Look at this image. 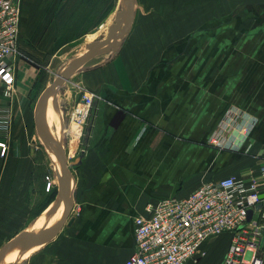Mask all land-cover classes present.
<instances>
[{
  "label": "crops",
  "instance_id": "1",
  "mask_svg": "<svg viewBox=\"0 0 264 264\" xmlns=\"http://www.w3.org/2000/svg\"><path fill=\"white\" fill-rule=\"evenodd\" d=\"M62 1L21 0L19 46L54 44ZM89 3L77 0L75 12L72 5L64 12L80 19L82 36L107 8ZM106 12L104 20L115 4ZM99 55L106 56L68 88L53 89L43 105L44 121L77 162L70 167L74 206L50 233L70 205L58 176L56 197H48L47 173L58 155L37 139L36 106L51 82L33 90V67H17L9 149L2 155L0 148V264H16L22 249V264H123L135 250L134 218L148 216L149 203L185 197L206 180L248 177L264 164V0H138L118 49ZM82 90L100 97L88 124L73 133L70 112ZM0 101L7 102L1 94ZM234 111L238 118L225 127ZM64 200L69 205L55 222L42 220ZM24 232L41 235L28 246L19 241L6 257ZM231 240L229 232L208 238L197 264H220Z\"/></svg>",
  "mask_w": 264,
  "mask_h": 264
},
{
  "label": "built area",
  "instance_id": "2",
  "mask_svg": "<svg viewBox=\"0 0 264 264\" xmlns=\"http://www.w3.org/2000/svg\"><path fill=\"white\" fill-rule=\"evenodd\" d=\"M21 13V0H0V94L7 100L0 104L2 155L8 152L14 120ZM81 92L70 118L84 128L100 96ZM238 116L234 111L225 127ZM47 185L52 186L50 176ZM263 193L264 164L248 177L206 180L185 197L167 196L149 203V215L134 218L135 250L123 264H184L202 252L204 241L224 232L231 233L232 240L220 264H264Z\"/></svg>",
  "mask_w": 264,
  "mask_h": 264
},
{
  "label": "rangeland",
  "instance_id": "3",
  "mask_svg": "<svg viewBox=\"0 0 264 264\" xmlns=\"http://www.w3.org/2000/svg\"><path fill=\"white\" fill-rule=\"evenodd\" d=\"M124 1L125 0H103L102 4H105L107 6L106 10L101 14L99 12L97 15H99V21H97V15L93 18V25L94 27L91 28L92 23L88 22L87 28H90V30L87 29V33L81 35L83 32V29L81 28V21L80 19L76 18V14H70L71 12L65 14V10H67L68 6L72 5L75 10H72L73 12L76 11V5H77V0H63L62 3L59 6V11L56 13V20H58L57 24V35L54 40L53 45L49 44H43V45H21L20 47V54H19V59H18V64L17 67L19 68L20 62L24 61L28 67L35 70L34 72H31V76L34 74L36 77V82L33 86V90H37V88H42L49 84L50 82L54 81L56 78H58L60 75H63L70 71L69 77L67 80L63 81L64 87L68 88L71 86L73 82L77 81L78 78V73L82 70H84L88 65L92 64L93 61L95 60L96 62L101 60L102 57L106 55H98L94 57L91 61L87 63H81L78 64L75 69H72L73 66L77 63L78 59L85 54L88 51L87 44L91 41H100L102 45H105L107 43V36L109 32V26L114 23L116 17L123 11L124 7ZM90 4V3H89ZM115 4V12L109 16L106 20L105 15L106 11L109 8H112ZM138 4V0H132V4L130 7V10L135 12L136 7ZM92 5V4H91ZM90 8V7H88ZM91 10V9H88ZM96 25V26H95ZM96 27V28H95ZM86 31V29H85ZM97 33L96 36H90L91 33ZM20 33H21V26H20ZM51 36V35H50ZM20 39V38H19ZM26 72V71H25ZM23 77H25V73L21 72L19 76V85L22 87H26L25 84L23 83ZM18 81V80H17ZM73 86V85H72ZM74 123V122H73ZM79 126L73 124L72 131L73 133H79L80 131ZM54 130V129H53ZM55 131V130H54ZM44 132L47 136H49V140L52 142L53 146L57 149V145L54 142V140L50 137V134L44 129ZM85 129L84 133L85 134ZM82 135V138H83ZM60 139L62 140L61 136H59ZM38 144L40 145L41 142L43 144L44 148H47L46 145L44 144H50L52 147L51 143H47L46 138H44L41 133H38ZM62 143L65 144L62 140ZM49 146V145H48ZM65 146V145H64ZM66 147V146H65ZM64 147V148H65ZM85 146H80L79 150L81 148L83 149ZM67 149V148H66ZM51 150V149H50ZM41 159H47V157L44 155V149H41ZM52 151V150H51ZM48 152V150H47ZM67 152V151H66ZM49 154V153H48ZM55 163L53 165V168L48 170V176H50L51 181H52V188L49 190L48 185L46 186L50 196L48 197H56L54 193H56V190L53 189V186L56 185L58 179L57 176L61 179V175L59 174L62 172L59 170V164L56 162V159L54 157ZM67 154V153H66ZM60 165L61 164V159L60 156L57 157ZM69 160V159H68ZM71 161V160H69ZM49 165V163L47 162ZM56 174V177L54 176ZM73 176V174H72ZM40 198V197H39ZM43 198V197H42ZM203 252V251H202ZM199 253L195 258H193L191 261L195 264L199 263L200 259L202 258L201 256H204L203 253Z\"/></svg>",
  "mask_w": 264,
  "mask_h": 264
},
{
  "label": "water",
  "instance_id": "4",
  "mask_svg": "<svg viewBox=\"0 0 264 264\" xmlns=\"http://www.w3.org/2000/svg\"><path fill=\"white\" fill-rule=\"evenodd\" d=\"M127 2L129 3V6L131 7L132 4V0H127ZM129 7V11L127 14V17L125 16V12L124 10L116 17L114 23H112L109 26V32H108V36H107V43L105 45H102V43L100 41H91L87 44V48L88 51L83 54L77 61V63L73 66L72 69H75V67L78 64L84 63L86 60L108 52L110 50H117L118 47L121 44V40L130 32L133 21H134V17H135V12L132 11V9L130 10ZM70 71H68L67 73L60 75L58 78H56L54 81L51 82V84L44 90V92L42 93L37 106H36V122L39 128V132L41 133V135L46 138V141L48 143L52 142L49 140V136H47L44 132V129L46 128L43 124L42 121V111H43V105L45 100L47 99L48 95L51 93V91L53 89H55L56 87L60 86L64 80H67L69 77ZM47 131L49 130L48 126H47ZM49 133V132H48ZM50 137L54 140V142L57 145V149L53 146L52 144V148L57 152V155L60 156L61 159V168H62V174H61V180L64 182L65 184V190L66 192H68V194H70V205L68 206L65 214L60 218V220L58 222H56L54 225H52L50 228H48L46 230V232L44 233H50L55 231L58 227H60L69 217L71 210L74 206V198L72 197L71 193V181L73 179L72 174L70 173V167H73L75 164H77V162H71L68 160L66 152H65V148H64V144L62 143V140L60 139V137H56L53 134L49 133ZM43 234V233H42ZM41 235L39 234H27V233H21L18 236H16L11 242H9V244L6 246L5 252H8L16 243H18L19 241H22L26 244V246H28L29 244H31V242L33 241L34 237ZM16 264H22V260H17Z\"/></svg>",
  "mask_w": 264,
  "mask_h": 264
},
{
  "label": "bare ground",
  "instance_id": "5",
  "mask_svg": "<svg viewBox=\"0 0 264 264\" xmlns=\"http://www.w3.org/2000/svg\"><path fill=\"white\" fill-rule=\"evenodd\" d=\"M123 10L125 12V16L127 17V14H128V11H129V3L127 2V0L124 1V7H123ZM98 32L96 33H91L90 36H96ZM51 101V100H50ZM47 108V107H46ZM42 121H43V124L44 126L46 127L47 129V126L49 128L48 132L53 134L54 136L56 137H59V134L56 133L53 128L51 126H49L45 121H44V115L42 113ZM51 146V145H50ZM51 148V147H50ZM54 157L56 159V162L59 164V170L62 172V168H61V165L57 159V157L55 156L54 154ZM63 182V181H62ZM72 185V184H71ZM64 186V185H63ZM63 188V187H62ZM65 188V187H64ZM65 190V189H64ZM62 193V192H61ZM65 197V196H64ZM60 199V198H59ZM69 205V202L68 200H64V201H57V202H54V204L49 208L48 212L45 213V215H43V218L42 220H44L45 222H55L62 214H63V211H64V208H67V206ZM51 212V213H50ZM60 220V218H59ZM58 220V221H59ZM57 221V222H58ZM16 245V252H18L19 248H21V245L20 243H17L15 244ZM15 245L10 249V251L8 252V254L6 255V257H8L10 255V253L12 252L13 248L15 247ZM26 254H27V250L26 249H22L21 250V254L20 256L15 260H22L23 258L26 257ZM17 254H15L13 257H16Z\"/></svg>",
  "mask_w": 264,
  "mask_h": 264
},
{
  "label": "trees",
  "instance_id": "6",
  "mask_svg": "<svg viewBox=\"0 0 264 264\" xmlns=\"http://www.w3.org/2000/svg\"><path fill=\"white\" fill-rule=\"evenodd\" d=\"M86 1L90 2L93 5V8L95 9L96 7H98V4H102L103 0H86ZM86 31H87V29H86ZM44 205H45V203L43 204V207H44Z\"/></svg>",
  "mask_w": 264,
  "mask_h": 264
}]
</instances>
